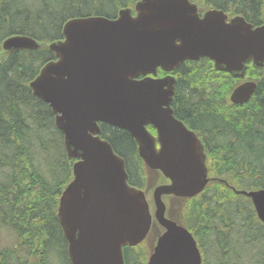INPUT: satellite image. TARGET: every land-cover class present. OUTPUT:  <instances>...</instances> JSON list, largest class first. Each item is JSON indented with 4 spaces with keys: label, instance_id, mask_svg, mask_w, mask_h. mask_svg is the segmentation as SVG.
I'll list each match as a JSON object with an SVG mask.
<instances>
[{
    "label": "water",
    "instance_id": "obj_1",
    "mask_svg": "<svg viewBox=\"0 0 264 264\" xmlns=\"http://www.w3.org/2000/svg\"><path fill=\"white\" fill-rule=\"evenodd\" d=\"M198 14L189 0H140L113 20H71L66 40L48 45L57 60L31 87L50 103L67 156L76 159L58 208L71 264H126L124 248L151 231L147 264H202L192 233L169 212L170 198L194 197L210 181H226L208 178L204 146L171 108L176 78H157L158 69L171 72L207 57L217 71L244 79L250 63L264 69V24L254 27L241 16L228 24L217 10ZM41 46L31 37H8L0 56ZM256 88L241 84L231 101L247 103ZM101 123L128 131L147 167L164 180L146 191L131 186L125 161L101 137ZM233 191L252 201L264 223V189Z\"/></svg>",
    "mask_w": 264,
    "mask_h": 264
},
{
    "label": "trees",
    "instance_id": "obj_2",
    "mask_svg": "<svg viewBox=\"0 0 264 264\" xmlns=\"http://www.w3.org/2000/svg\"><path fill=\"white\" fill-rule=\"evenodd\" d=\"M136 1L0 0V44L15 35L46 43L63 39L66 21L89 16L114 19L119 9ZM191 1L242 15L254 26L263 23L264 0ZM51 60L54 56L44 48L0 58V229L5 227L0 238L5 232L16 235L13 244L0 249V264H70L57 208L73 180L75 160L66 155L51 109L35 99L29 88L40 66ZM158 72L159 77L166 75ZM173 75L178 81L171 106L176 118L204 142L209 175L242 190L264 188V70L248 68L246 78L257 88L241 106L230 102L240 80L215 71L207 59L187 62ZM101 128L102 138L125 160L130 184L144 189L148 174L134 138L123 129L106 124ZM238 198L244 197L213 183L201 196L185 201L176 215L193 232L204 264H211L212 247V254L217 253L215 235L227 237L224 246L219 241L226 251L238 247L244 258L250 253L244 264H264V225L252 205L249 210L222 215ZM125 250L126 264H146L150 245L145 242Z\"/></svg>",
    "mask_w": 264,
    "mask_h": 264
},
{
    "label": "rangeland",
    "instance_id": "obj_3",
    "mask_svg": "<svg viewBox=\"0 0 264 264\" xmlns=\"http://www.w3.org/2000/svg\"><path fill=\"white\" fill-rule=\"evenodd\" d=\"M250 206H251L250 201H248L247 199H244V198H238V199H236V204L228 206L226 208V211L223 212L222 215L226 216L228 213L233 214L237 210H238V213L244 209L249 210ZM193 226H195V224H193ZM223 228H224V226H223ZM2 229H5V227H1L0 232L2 231ZM202 231H206V230H202ZM1 235H2V233H1ZM228 236H229V238H232V236H230V235H228ZM4 238H5L4 241H6V243L10 244L13 239H16V235L15 234L9 235V233L5 232ZM223 238H224V236H222V235H215V237H214L215 244L214 245H216V244H218V245H216L214 248L217 251V253L215 255L212 254L211 250L213 247L209 250L208 258H209L210 263L211 264H244V262H242V260L244 261L245 259H248L250 257V253H247L246 257L244 258L245 254L243 252H241L238 247H236L232 251L224 252L225 249H223L222 244L219 242ZM146 243L150 245V250H149V255H150V252L152 250V246H151L152 240H148ZM1 248H3V247L0 246V249ZM238 253H242L243 257L237 256ZM149 255H148V257H149Z\"/></svg>",
    "mask_w": 264,
    "mask_h": 264
},
{
    "label": "flooded vegetation",
    "instance_id": "obj_4",
    "mask_svg": "<svg viewBox=\"0 0 264 264\" xmlns=\"http://www.w3.org/2000/svg\"><path fill=\"white\" fill-rule=\"evenodd\" d=\"M211 226H212V223H211ZM201 232H203V231H201ZM222 236H224V238L221 239L222 242H223V246H224V245L226 244V242H227V237H226L225 235H222ZM216 245H218V244H216ZM224 252H226V250H225ZM239 254H242V253H239ZM203 263H204V262H203Z\"/></svg>",
    "mask_w": 264,
    "mask_h": 264
},
{
    "label": "bare ground",
    "instance_id": "obj_5",
    "mask_svg": "<svg viewBox=\"0 0 264 264\" xmlns=\"http://www.w3.org/2000/svg\"><path fill=\"white\" fill-rule=\"evenodd\" d=\"M253 96V95H252ZM103 100H104V98H102ZM230 102L232 103V104H234L232 101H231V96H230ZM264 225V224H263Z\"/></svg>",
    "mask_w": 264,
    "mask_h": 264
}]
</instances>
